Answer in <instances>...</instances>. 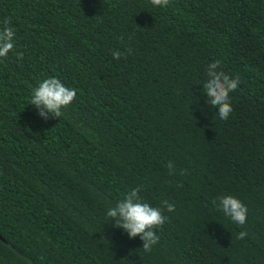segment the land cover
I'll return each instance as SVG.
<instances>
[{"label": "trees", "instance_id": "1", "mask_svg": "<svg viewBox=\"0 0 264 264\" xmlns=\"http://www.w3.org/2000/svg\"><path fill=\"white\" fill-rule=\"evenodd\" d=\"M5 19L0 264H264V0H0ZM217 60L240 80L227 120L203 92ZM52 77L77 97L45 119ZM135 188L167 217L150 252L107 216Z\"/></svg>", "mask_w": 264, "mask_h": 264}, {"label": "clouds", "instance_id": "2", "mask_svg": "<svg viewBox=\"0 0 264 264\" xmlns=\"http://www.w3.org/2000/svg\"><path fill=\"white\" fill-rule=\"evenodd\" d=\"M169 2L170 0H151V3L158 7H167ZM4 24L6 26L0 30V58L7 57L15 47L14 29L7 26L10 24L8 19H5ZM127 51L130 53L131 50ZM112 55L114 59L119 60L123 54L114 51ZM220 63L217 60L208 66V79L203 84V92L209 98L207 101L209 105L218 106L220 119L227 120L233 111L230 93L237 90L240 80L239 77L232 79L223 71H217ZM76 97L75 89L66 87L59 79L52 77L43 80L33 90L31 105H34L40 116L45 119L47 113H51L53 117H60L62 109L70 106ZM168 168L171 174L174 168L172 162H169ZM139 192L140 188L132 189L123 200L107 210V216L115 222L116 228L123 229L132 239L139 236L143 241V250L150 252L159 242L155 229L162 227L167 217L163 214L162 208L142 202ZM164 205L168 212L175 211V205L167 201H164ZM218 207L233 222L239 225L246 223L248 208L238 198L231 195L221 197ZM246 236V232H240L237 238L244 239Z\"/></svg>", "mask_w": 264, "mask_h": 264}, {"label": "water", "instance_id": "3", "mask_svg": "<svg viewBox=\"0 0 264 264\" xmlns=\"http://www.w3.org/2000/svg\"><path fill=\"white\" fill-rule=\"evenodd\" d=\"M0 239H1V240H3V241H5V240L2 238V236H1V235H0Z\"/></svg>", "mask_w": 264, "mask_h": 264}]
</instances>
